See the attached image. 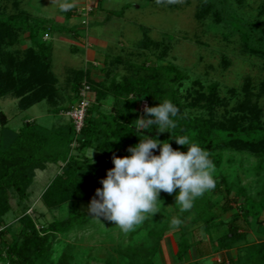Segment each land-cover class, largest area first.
Wrapping results in <instances>:
<instances>
[{
	"label": "trees",
	"instance_id": "trees-1",
	"mask_svg": "<svg viewBox=\"0 0 264 264\" xmlns=\"http://www.w3.org/2000/svg\"><path fill=\"white\" fill-rule=\"evenodd\" d=\"M51 30V27L33 24L27 13L7 14L0 5V34L3 35L0 38V98L17 99L20 111L46 101L52 118L54 115L66 116L65 112L77 106L87 86L88 97L93 93L95 98L89 99L80 131L68 116V122L55 121L50 125L29 118L19 129H14L0 106V237L13 231L11 226L3 228L1 222L11 210L10 192L27 200L37 171L46 170L50 164L57 165L59 170L43 190L41 201L50 210L64 205L69 208L67 216L41 227L31 216H26L21 231L13 234L10 242L3 240L0 263L46 264L51 256L53 237L88 225L95 218L90 216L88 207L81 209V204L89 206L96 194V189L91 186L102 185L107 170L114 167L113 155H129L128 147L145 136L169 140L174 149L187 151V145H178L171 138L174 136L187 137L207 150L215 163L217 179L216 189L196 199L193 208L187 212H182L175 203V192L160 193L162 200L173 202L178 219L184 221L192 214L193 221L200 223L202 228V238L193 240L189 233L181 231L176 252L181 264H196L186 260L193 247L200 255L204 254L203 244L207 241L213 245V252L237 249L236 258L223 257L219 264H264V242H251L242 225L249 226L252 220H260L264 213V190L255 197L240 181L231 183L217 174L224 164L225 154L230 151L258 154L261 160L258 167L263 166L264 123L245 115L222 122L186 114V107L212 108L220 103L219 86L215 82L205 86L195 80L186 96L189 100L184 102L180 97L181 82L189 77L172 64L143 68L145 72L136 77L116 76L108 85L105 80L97 83L85 67H71L67 68L61 85L53 70V43L49 38L45 39ZM26 33L31 44L25 50H15ZM108 99L111 109L104 111L102 107ZM165 100L179 109L174 118L176 126L170 129L171 132L162 136L154 127L144 130L135 127L137 118L146 115L141 110L144 101L148 106H155ZM89 149H94L98 155L88 156L86 151ZM154 154L158 155L159 150H154ZM219 204L223 213L236 208L230 219L221 218L217 210ZM58 262L68 264V257L62 255Z\"/></svg>",
	"mask_w": 264,
	"mask_h": 264
},
{
	"label": "rangeland",
	"instance_id": "rangeland-1",
	"mask_svg": "<svg viewBox=\"0 0 264 264\" xmlns=\"http://www.w3.org/2000/svg\"><path fill=\"white\" fill-rule=\"evenodd\" d=\"M0 5L7 14L27 13L33 24L52 28L48 38L54 47L53 70L61 85L71 67H85L97 83L105 80L108 85L116 76L136 77L145 72L143 68L172 64L189 77L181 82L180 97L184 102L189 100L186 96L195 80L205 86L213 82L219 86L220 103L212 108L186 107V114L222 122L245 115L264 123V0H165L162 4L156 0H0ZM65 5L72 7L61 11ZM27 35L15 50H25L31 44ZM94 98L95 94L89 93V99ZM17 103L12 97L0 98V106L14 129L29 118L43 125L69 121L67 116L49 118L46 101L26 111H20ZM102 109H111L109 99ZM92 150L86 151L88 156ZM97 155L93 150V156ZM260 161L259 155L251 151H230L217 174L231 183L240 181L249 194L258 197L264 190V160L261 168ZM58 170L54 164L38 170L27 200L10 192L11 210L1 222L3 228L11 226L13 231L0 237V249L4 239L10 242L13 234L21 231L26 216L41 227L68 215V205L50 210L41 201L43 190ZM91 188L102 185L93 184ZM162 202L161 212L128 234L100 217L101 222L94 218L88 225L56 235L50 259L45 263L59 264L65 255L68 264H181L176 255L181 231L189 233L193 240L202 238V228L193 221L192 214L179 227H171V221L178 219L177 212L172 201ZM220 204L217 210L221 218L230 219L236 208L223 213ZM87 207L81 204V209ZM242 225L251 242L258 243L257 234L264 236L262 229L255 231ZM203 245L204 252L215 253L209 241ZM216 256L203 264L219 263ZM192 259L189 255L186 261L195 262Z\"/></svg>",
	"mask_w": 264,
	"mask_h": 264
},
{
	"label": "clouds",
	"instance_id": "clouds-1",
	"mask_svg": "<svg viewBox=\"0 0 264 264\" xmlns=\"http://www.w3.org/2000/svg\"><path fill=\"white\" fill-rule=\"evenodd\" d=\"M165 0H156L157 4ZM175 3L177 0H167ZM72 5L61 7L68 11ZM145 116L137 118L141 130L154 127L158 133L175 128L179 109L165 100L155 106H145ZM178 145H187V151L174 149L169 140L140 137L139 143L129 146V155H113L114 167L102 178V188L96 189L88 206L90 216L114 222L125 234L136 231L144 222L160 211L163 205L161 191L176 193L175 203L182 212L191 210L196 199L216 188V166L211 154L187 137H174ZM95 149V148H94ZM93 149V150H94ZM159 154H154V150ZM93 150L91 156H93ZM179 190L178 192L176 190ZM182 221L173 219L171 227Z\"/></svg>",
	"mask_w": 264,
	"mask_h": 264
},
{
	"label": "crops",
	"instance_id": "crops-1",
	"mask_svg": "<svg viewBox=\"0 0 264 264\" xmlns=\"http://www.w3.org/2000/svg\"><path fill=\"white\" fill-rule=\"evenodd\" d=\"M53 58H54V47H53ZM47 112H48V115H50L49 114V107H48V109H47ZM49 118H52L51 116H49ZM34 119H36V118H34ZM249 229L250 228H253V229H255V231H258L259 229H262V232L264 231V216H263V214L261 215V218H260V220L259 221H257V220H252L251 221V224H249ZM253 231V230H252ZM251 234H254V232H250ZM264 233V232H263ZM256 236V235H255ZM258 236V237H257ZM257 236H256V238L258 239V243L259 242H264V238H262V237H264V236H259L258 234H257ZM194 253V254H193ZM215 254H217V256H216V258H217V260H219V261H221L222 260V258L221 257H225L226 259H229V258H236V255H237V249L236 248H234V249H230V250H225V251H221V252H215V253H207V252H204V254H202V255H200L199 253H198V249L196 248V247H193L192 248V250H191V252H190V257H192L193 259H192V261H197V262H199L200 264H203V262L204 263H206L205 261H206V259H207V261H208V258H210V257H213ZM219 255H220V257H219ZM215 258V257H214ZM217 264H219V263H217Z\"/></svg>",
	"mask_w": 264,
	"mask_h": 264
},
{
	"label": "built area",
	"instance_id": "built-area-1",
	"mask_svg": "<svg viewBox=\"0 0 264 264\" xmlns=\"http://www.w3.org/2000/svg\"><path fill=\"white\" fill-rule=\"evenodd\" d=\"M48 37L49 35L46 34L45 39H48ZM88 90H89V86H87L82 91L81 93L82 99L78 103V105L64 113L66 116L70 117L73 120L74 124L76 125L77 131H80L82 126L84 125L86 110H87L88 105L90 104L89 97H88ZM145 106H148L147 101H144L142 103L141 110L145 111Z\"/></svg>",
	"mask_w": 264,
	"mask_h": 264
}]
</instances>
